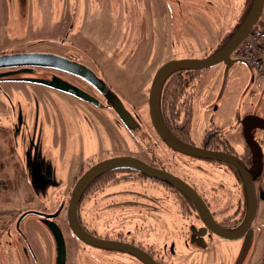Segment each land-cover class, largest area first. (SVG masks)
<instances>
[{"label":"rangeland","instance_id":"obj_1","mask_svg":"<svg viewBox=\"0 0 264 264\" xmlns=\"http://www.w3.org/2000/svg\"><path fill=\"white\" fill-rule=\"evenodd\" d=\"M244 4L245 0H0V54L46 52L87 65L141 126L138 131L130 129L99 93L69 73L37 66L18 72L19 79L0 78V126L5 127L0 133V157L5 159L0 175L6 183L7 177L12 178L7 193H0V264H54L53 238L34 212L50 214L67 204L84 163L117 156L146 162L151 154L145 146H151L165 169L180 178L196 186L198 178H204L206 193L215 195L209 209L218 222L244 213L245 188L230 172L188 155L174 157L143 131L145 124L151 126L148 89L157 68L169 60L207 56L240 22ZM262 19L264 13L257 22ZM54 75L103 98L104 103L95 105L26 79ZM189 87L194 90L190 121L194 145L202 144L213 122L240 149L236 136L245 119L242 142L247 139L262 153L264 123L258 121L264 120V77L253 67L232 51L203 69ZM229 123H238L234 134L227 129ZM30 156L45 167L46 184H35ZM261 162L260 174L253 179L256 204L247 237L227 239L201 232L203 220L186 197L131 169L112 170L106 177L111 180L92 185L81 198L77 217L100 237L147 247L162 264H260L264 256ZM66 207L57 222L65 238V264H142L123 251L84 244L67 225Z\"/></svg>","mask_w":264,"mask_h":264},{"label":"water","instance_id":"obj_2","mask_svg":"<svg viewBox=\"0 0 264 264\" xmlns=\"http://www.w3.org/2000/svg\"><path fill=\"white\" fill-rule=\"evenodd\" d=\"M264 0H252V4L247 12L246 16L226 41L214 53L201 58H183L174 59L162 63L155 71L151 84L148 89V114L152 127L155 130L159 138L171 149L178 152L208 159L226 160L230 162L239 172L245 187L246 193V209L242 222L236 228H227L221 225L213 216L207 203L196 191V189L188 184L184 179L179 176L165 170L158 168L154 165L148 164L137 157L131 156H117L100 160L92 164L87 168L74 183L66 207V220L72 233L82 242L91 246L103 247L108 249H114L118 251L126 252L143 264H161L154 257L148 253L142 247L123 240H115L108 238H101L92 235L88 232L80 223L77 214L76 207L81 194L87 187L89 182L97 175L102 174L105 171L116 168H133L138 172L146 174L147 176L164 182L177 191H179L184 197H186L192 206V210L202 218L204 227L201 232L209 231L220 237L227 239H235L246 235L250 226L251 220L255 211V195L253 178L254 175H258L262 168V162L260 160V153L253 144L251 147L255 149L256 156L259 159L258 168L251 170L247 167L244 161L234 154L228 153L222 150H212L204 147L196 146L194 144L185 142L175 136L165 126L160 116L158 97L161 84L164 78L169 72L176 68H206L216 64L217 62L228 56L235 46L246 36L250 28L257 21L262 8ZM48 67L58 71H63L71 75L77 76L89 84L93 89L99 92L104 98L106 105L110 106L117 117L128 127L132 128L136 125L134 116L126 109L120 97L110 88V86L100 78L90 67L85 64L79 63L75 60H71L65 56L55 55L46 52H10L0 54V68H12L21 67L18 70L28 71L33 70V67ZM8 74V73H4ZM36 82L44 83L61 91L75 95L76 97L93 103L95 105H102L101 101L86 92L85 90L67 82L59 76H54L50 79L41 78H26ZM264 123L263 121H258ZM37 176V178L35 177ZM35 184L39 185V178H43L39 172L33 173ZM59 212V209L50 214H44L36 212L42 217L43 223L49 230L55 247V259L54 264H65L66 260V244L63 232L58 223L53 219Z\"/></svg>","mask_w":264,"mask_h":264},{"label":"flooded vegetation","instance_id":"obj_3","mask_svg":"<svg viewBox=\"0 0 264 264\" xmlns=\"http://www.w3.org/2000/svg\"><path fill=\"white\" fill-rule=\"evenodd\" d=\"M239 44V43H238ZM218 50V49H217ZM216 50V51H217ZM215 52V51H214ZM213 52V53H214ZM210 54H212V53H210ZM209 53H207L206 55H210ZM19 68H21V67H19ZM19 68H17V67H12V68H10V69H8V70H6V71H2V70H0V78H4L5 76H9V77H7V78H16V79H19L20 78V73H18V72H28V71H30V70H28V71H22V70H18ZM33 68H35V67H33ZM203 69H205V68H203ZM203 69H201V70H199V71H197V72H195V73H198V77L197 78H195L194 79V81H192V82H190L189 83V86L192 84V83H194V82H196L198 79H199V77H200V74L202 73V71H203ZM58 71V70H57ZM4 73H8V74H4ZM260 75V74H259ZM54 76H56V75H54ZM261 76V75H260ZM262 77H264V76H262ZM62 78V77H61ZM165 79V78H164ZM82 80V79H81ZM164 81V80H163ZM90 86V85H89ZM188 86V87H189ZM188 89H190L191 90V92H192V101H193V97H194V90H193V88H188ZM95 90V89H94ZM96 91V90H95ZM97 93H99L98 91H96ZM89 93V92H88ZM91 94V93H90ZM93 95V94H92ZM100 95V94H99ZM95 96V95H94ZM96 97V96H95ZM102 97V96H101ZM101 97L100 98H98L99 100H101L102 102H103V98L101 99ZM104 103V102H103ZM105 104V103H104ZM108 106V105H107ZM110 107V106H109ZM111 108V107H110ZM192 112H193V110H192ZM135 117V116H134ZM136 118V117H135ZM247 120H249V119H247ZM250 120H255V119H250ZM249 120V121H250ZM136 121V125L134 126V127H132V128H134V129H136L137 130V128L139 127V121L138 120H135ZM244 121H245V119H243L242 120V122H240V125H241V127H239V132H237L238 131V123H229V125L227 126V129L232 133V134H234L235 133V131L237 132V135L238 136H236V140H238L239 138H240V141H241V147H240V149H238V148H236V147H234L233 146V144L226 138V136L224 135V134H222L221 132H220V128H219V125H216V124H214L213 122H211V125H209L207 128H206V130H205V133H204V138H203V142H202V144L200 145V147H204V148H207V149H212V150H222V151H226V152H228V153H231V154H234L235 156H237V157H239L242 161H244L245 162V164L247 165V167L249 168V169H251V170H256L257 168H258V162H259V159H258V157L256 156V151H255V149H256V145H254L255 147V149L254 148H252L251 147V144H250V142H247V139H246V141L243 143L242 141H244V138H245V136H244V132H245V129H244ZM256 121H258V120H255V122ZM238 122V121H237ZM237 124V125H236ZM150 128H148V126L149 125H147V124H145V127H144V132L147 134V139H149V138H151V137H155V143H157V144H159V145H162V146H164L166 149H168L169 150V152L171 153V155L173 154V156L175 157L176 155H180V154H183V155H187V154H184V153H181V152H178V151H176V150H173V149H171L170 147H168L160 138H159V136L156 134V132H155V130L153 129V127H152V124H151V122H150ZM0 127H2V126H0ZM259 129L260 128H258V132L260 133V131H259ZM138 131V130H137ZM240 133V134H239ZM260 134H262V133H260ZM191 136V135H190ZM244 136V137H243ZM255 136H256V134H255ZM144 138L143 139H146V136H143ZM221 138L222 139H225V143H223V141L221 140ZM256 139V138H255ZM184 141V140H183ZM185 142H188V143H191V144H193L192 143V141H191V137H190V140L189 141H185ZM262 143H264V138H263V141H262ZM149 147V146H148ZM150 148H151V146H150ZM150 148H146L149 152H150V154H151V157L149 158V161H146L148 164H151V165H154V166H156V167H158V168H162V169H165V165L164 164H162V162L160 161V159L158 158V157H155L154 156V153L152 152V150L150 149ZM259 151V150H258ZM259 153H260V160L261 161H264V150L262 151V153L259 151ZM164 154V153H163ZM170 156V155H169ZM190 158H193V159H195V160H205V161H209L210 163L209 164H211V163H213L212 165H215V167H217V168H224V170L225 171H228V172H230L232 175H233V177L234 178H236V179H238L239 180V182L244 186V183H243V180H242V178H241V176H240V174H239V172H238V170L230 163V162H228V161H226V160H215V159H208V158H203V157H196V156H190V155H188ZM99 160H93V161H88V162H86V163H84V167L81 169V167H80V169H79V173L80 174H82L87 168H89L92 164H94V163H96V162H98ZM204 161V162H205ZM175 164H176V162H175ZM28 165H29V170L32 172V173H35L36 174V172H39L41 175H42V177L43 178H39V185L40 184H46L49 180H48V178L46 177V169H45V167L41 164V162H40V159H37V157H33V156H30L29 157V159H28ZM81 166H83V165H81ZM184 166V165H183ZM195 167H197L196 166V164L194 165ZM194 167V168H195ZM203 167V166H202ZM165 170H167V169H165ZM110 171H112V170H109V171H107V172H110ZM167 171H169V170H167ZM107 172H104V173H107ZM170 172V171H169ZM172 173V172H171ZM260 174V173H259ZM259 174L257 175H254V178H256L257 176H259ZM35 177L37 178V176L35 175ZM79 177V175L76 177V180H77V178ZM145 177L146 178H148L149 176H147V175H145ZM184 177H187V176H184ZM182 179H184L188 184H190V185H192L195 189H196V191L200 194V196L204 199V201L207 203V205H208V207H209V204L212 202L211 200H213V198H214V194H213V192L211 193L210 192V194L209 193H206V191H208V189L205 187V184L203 183V177H199L198 178V180L200 181L199 183H197L198 184V186H200L199 187V189H198V186H196V184H192V183H190V182H188L185 178H183V177H181ZM253 178V179H254ZM33 180H34V176H33ZM34 182H35V180H34ZM76 182V181H75ZM95 184V183H94ZM245 188V187H244ZM210 190H211V188H210ZM245 198H246V196H245ZM67 206V204L64 202L61 206H60V209H59V212H58V214L56 215V216H54L53 217V219L56 221V222H58V216H59V214H60V212L62 211V208L63 207H66ZM191 210H192V208H191ZM56 211V210H55ZM54 211V212H55ZM65 211H66V208H65ZM193 212H194V210H192ZM36 212H39V211H35V215H37V216H39V217H41L40 215H38ZM42 213V212H41ZM42 218V217H41ZM83 225V224H82ZM84 228H86V227H84ZM88 232H90L92 235H95V236H98V234H96V232L93 230H89V229H86ZM64 235V234H63ZM98 237H100V236H98ZM101 238H108V239H115V240H123V239H118V238H116V237H113V238H110V237H108V236H105V237H101ZM65 239V238H64ZM123 241H127V242H132V243H134V241H132V240H126V239H124ZM84 243V242H83ZM84 244H86V243H84ZM134 244H136V243H134ZM86 245H89V244H86ZM136 245H138V244H136ZM89 246H91V245H89ZM94 247H96V246H94ZM101 248V247H100ZM103 248V247H102ZM104 249H108V248H104ZM143 249H145L148 253H150L149 251H148V248L147 247H145V248H143ZM108 250H114V249H108ZM114 251H118V250H114ZM126 253V252H125ZM128 254V253H127ZM129 256H131V257H133L134 259H136L134 256H132V255H130V254H128ZM151 255L153 256V253L151 252ZM154 257V256H153ZM154 259H156L158 262H160L161 263V260L158 258V257H154ZM136 260H138V259H136ZM139 261V260H138ZM140 262V261H139ZM143 264V263H142ZM162 264V263H161Z\"/></svg>","mask_w":264,"mask_h":264},{"label":"trees","instance_id":"obj_4","mask_svg":"<svg viewBox=\"0 0 264 264\" xmlns=\"http://www.w3.org/2000/svg\"><path fill=\"white\" fill-rule=\"evenodd\" d=\"M251 4H252V0H250L249 4L247 5L246 12L243 18L240 20V22L235 26V28L231 32L227 33L225 36H223L222 38L218 40L215 47L210 50L209 54L213 53L214 51H216L217 49H219L221 46H223L226 43V41L230 38V36L234 33V31L237 29V27L240 25V23L246 16ZM262 13H264V5H263V9L260 15H262ZM201 69L203 68H200V69L198 68H176L172 70L165 77L164 81L161 84L160 91H159L158 106H159V111H160V116L162 118V121L164 122L165 126L168 128L170 132H172L175 136H177L178 138L184 141H189L191 137L190 136V121L192 117V92L190 89H188V86L190 82L194 81V79L198 77V73H195V72ZM3 128L5 127L0 128V133L2 132V130H4ZM138 129L140 130L141 126H139L137 130ZM132 130L136 131V129L134 128H132ZM221 140L223 141V143H225V139L221 138ZM145 148H147V146H145ZM12 161H13V164L16 163L15 160H12ZM0 162H1L0 169L3 170V163L5 166V159L2 160V158L0 157ZM117 169H125V168H116L112 170H117ZM127 169H130V168H127ZM109 173L110 172H107V173L103 172L102 174L97 175L94 179H92L89 182V184L84 189L83 193L81 194L79 198V201L76 207V213L78 212V205L84 193L96 182H99L105 179H107L106 181L111 180L109 178H106L109 175ZM9 179L12 180V178L7 177L8 183H9ZM5 180L6 179L2 177V175H0V193L2 195H5L7 191L9 190L8 188L10 187L9 184L5 182ZM188 202L190 203L189 200ZM245 209H246V206H245ZM237 214H238L237 216L236 215L225 216L221 220H219V223L227 228H236L242 222L244 214H245V210H244V213L241 212ZM77 216H78V213H77ZM260 264H264V256L262 257Z\"/></svg>","mask_w":264,"mask_h":264},{"label":"built area","instance_id":"obj_5","mask_svg":"<svg viewBox=\"0 0 264 264\" xmlns=\"http://www.w3.org/2000/svg\"><path fill=\"white\" fill-rule=\"evenodd\" d=\"M234 52L247 61L258 74L264 76V19L252 26Z\"/></svg>","mask_w":264,"mask_h":264},{"label":"crops","instance_id":"obj_6","mask_svg":"<svg viewBox=\"0 0 264 264\" xmlns=\"http://www.w3.org/2000/svg\"><path fill=\"white\" fill-rule=\"evenodd\" d=\"M249 2H250V0H245L243 16H244V14H245V12H246V8H247V5L249 4ZM242 18H243V17H242ZM2 53H4V52H2ZM214 198H215V195H214ZM244 203H246V198H245V202H244ZM214 213H216L215 210H214Z\"/></svg>","mask_w":264,"mask_h":264}]
</instances>
